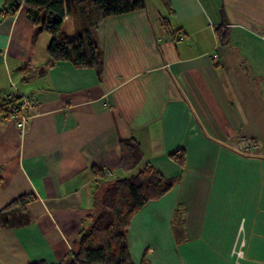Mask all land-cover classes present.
Listing matches in <instances>:
<instances>
[{
	"label": "crops",
	"instance_id": "1",
	"mask_svg": "<svg viewBox=\"0 0 264 264\" xmlns=\"http://www.w3.org/2000/svg\"><path fill=\"white\" fill-rule=\"evenodd\" d=\"M169 3L98 22L99 79L51 61L27 7L0 0V98L34 101L22 136L0 115V264L61 263L93 222L95 187L144 164L175 181L129 222L133 264H264V0ZM82 27L64 15L68 38ZM129 138L142 163L125 172Z\"/></svg>",
	"mask_w": 264,
	"mask_h": 264
},
{
	"label": "trees",
	"instance_id": "2",
	"mask_svg": "<svg viewBox=\"0 0 264 264\" xmlns=\"http://www.w3.org/2000/svg\"><path fill=\"white\" fill-rule=\"evenodd\" d=\"M159 2L167 11H171L169 0ZM5 3L11 12L24 4L27 7L26 16L36 26V31H45L50 35L46 52L51 61L69 62L76 68L93 69L99 79L103 61L92 36L93 28L104 18L146 7V0H5ZM67 13H75L83 25L81 32L73 38H68L61 30L62 19ZM162 23L165 25L164 20ZM217 32L220 42H224L226 34L219 29ZM17 99L0 98V114L5 116ZM118 147L123 171H131L141 165L140 147L132 138L120 140ZM169 158L179 166L184 164L182 151L170 154ZM95 174L99 175L98 172ZM174 181L163 178L149 164H144L128 178L116 179L108 184L99 183L93 192V222L59 264H133L125 240L126 228L146 203L158 200L169 192ZM21 201H12L4 210ZM6 225L8 221L1 217L0 212V228ZM30 264L45 263L37 261Z\"/></svg>",
	"mask_w": 264,
	"mask_h": 264
},
{
	"label": "built area",
	"instance_id": "3",
	"mask_svg": "<svg viewBox=\"0 0 264 264\" xmlns=\"http://www.w3.org/2000/svg\"><path fill=\"white\" fill-rule=\"evenodd\" d=\"M6 99H12L11 95H7ZM34 114V101L28 95H20L16 102L10 107L9 111L4 114H0L10 121H13L20 136L23 135L26 125L30 118ZM107 174H110L109 171ZM239 254V253H238Z\"/></svg>",
	"mask_w": 264,
	"mask_h": 264
},
{
	"label": "rangeland",
	"instance_id": "4",
	"mask_svg": "<svg viewBox=\"0 0 264 264\" xmlns=\"http://www.w3.org/2000/svg\"><path fill=\"white\" fill-rule=\"evenodd\" d=\"M146 5L148 7V9L151 11V14H154V11L158 10L161 12V13H164V11L162 10L161 6L158 8V0H146ZM68 24L65 25V30H66V26ZM67 32V30H66ZM67 36L70 37L71 35H69V33L67 32Z\"/></svg>",
	"mask_w": 264,
	"mask_h": 264
}]
</instances>
